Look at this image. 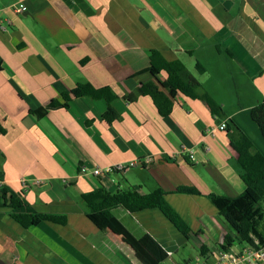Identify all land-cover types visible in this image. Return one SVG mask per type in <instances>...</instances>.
Segmentation results:
<instances>
[{"label": "crops", "instance_id": "1", "mask_svg": "<svg viewBox=\"0 0 264 264\" xmlns=\"http://www.w3.org/2000/svg\"><path fill=\"white\" fill-rule=\"evenodd\" d=\"M151 50L181 61L222 106V116L182 94L169 116L160 115L152 98L140 94L142 84L155 82ZM87 83L111 88L119 119L107 122V101L91 96L34 115ZM262 102L264 0H0V182L23 204L19 211L68 217L66 225L24 228L11 208L0 207V264H141L128 240L84 203L82 195L100 187L168 193L167 202L198 233L190 240L159 209L113 210L136 238L150 235L165 249L169 258L162 264L181 263L174 256L191 240L198 248L207 245L212 257L230 229L208 196L237 197L246 185L228 133L206 131L233 121L264 155V139L250 117ZM148 156L151 165L123 173L80 174L82 167ZM24 178L45 184L24 188ZM179 187L201 195L177 193ZM242 248L236 243L231 249ZM196 256L186 261L209 258L198 249Z\"/></svg>", "mask_w": 264, "mask_h": 264}, {"label": "trees", "instance_id": "2", "mask_svg": "<svg viewBox=\"0 0 264 264\" xmlns=\"http://www.w3.org/2000/svg\"><path fill=\"white\" fill-rule=\"evenodd\" d=\"M151 74L155 82L142 84L140 94L152 98L160 115L169 116L174 108V98L182 94L192 99H200L206 102L212 114L221 117L222 106L217 103L209 93L202 91L199 84L191 80L187 67L179 60L167 61L157 50L150 51ZM196 70L200 74L206 72L201 64H196ZM165 73L167 77L161 80L159 76ZM91 96L95 99H104L108 103V109L104 115L107 122L112 123L119 119V114L113 109L111 103L116 95L111 88H95L91 84H79L71 93L63 95V101H52L48 107L34 111L39 118L44 117L49 109L59 106L68 107L73 97ZM252 121L259 128L264 139V102L258 104L250 111ZM227 133L233 150L238 155L244 175L242 177L246 189L237 197L210 194L208 196L212 204L218 209L219 215L228 225V232L222 244L218 245V251H229L236 243L249 245L255 249L264 247V155L255 147L252 140L233 122L227 121ZM0 131H4L0 125ZM177 193L186 195H201L195 187H179ZM168 195L163 189H157L148 194H140L137 191L119 190L115 193L100 187L82 195L89 212L102 214L119 232L128 240L136 250V258L141 264H162L169 255L165 249L150 235L136 238L114 215L113 210L123 207L131 213H138L148 209H159L163 215L179 230L186 239L197 236L184 218L167 202ZM23 204L9 195L5 188L0 189V207L11 208V217L24 228L38 226L43 222L66 225L68 217L65 215L28 213L19 211ZM203 260L207 259L212 251L207 245L199 247ZM185 261L178 264H189Z\"/></svg>", "mask_w": 264, "mask_h": 264}, {"label": "built area", "instance_id": "3", "mask_svg": "<svg viewBox=\"0 0 264 264\" xmlns=\"http://www.w3.org/2000/svg\"><path fill=\"white\" fill-rule=\"evenodd\" d=\"M19 12L21 11L19 10ZM227 129V121H222L218 125L209 128L206 131V134L209 136H216L218 132H225L227 131ZM153 162L154 158L148 156L142 160H135L128 163H117L105 168L82 167L80 170V174L84 176L101 178L107 175L126 172L127 170L134 168L137 165H151ZM21 183L24 188H29L31 186H41L45 184V181L39 179L30 180L24 178ZM1 188L2 183L0 182V189ZM196 264H264V247L261 249H255L249 245H244V248H242L240 251H235L232 249L226 252L219 251L204 262Z\"/></svg>", "mask_w": 264, "mask_h": 264}, {"label": "rangeland", "instance_id": "4", "mask_svg": "<svg viewBox=\"0 0 264 264\" xmlns=\"http://www.w3.org/2000/svg\"><path fill=\"white\" fill-rule=\"evenodd\" d=\"M197 249L199 250L196 241L195 240H191L189 241L188 245L183 249V251H181L179 254H177L176 256H174V258L176 259V261L178 262H185L186 260H188L189 258H196L194 259L192 262H195L197 260ZM168 264H173L172 262H169Z\"/></svg>", "mask_w": 264, "mask_h": 264}]
</instances>
